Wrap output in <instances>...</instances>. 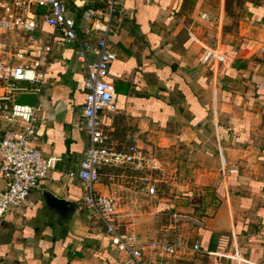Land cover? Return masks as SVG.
I'll list each match as a JSON object with an SVG mask.
<instances>
[{
  "label": "crops",
  "instance_id": "1",
  "mask_svg": "<svg viewBox=\"0 0 264 264\" xmlns=\"http://www.w3.org/2000/svg\"><path fill=\"white\" fill-rule=\"evenodd\" d=\"M116 1L107 35L115 56L106 75L115 89L114 109L102 112L103 128L117 145L127 131L138 130L161 163L155 182L175 188L150 211L177 216L155 227L158 238L125 226L137 240L176 243L167 257L145 247L141 264L152 258L156 264H264V0ZM68 5L79 37L99 36L85 30L99 17L93 10L105 9L104 0ZM38 30L28 47L52 43L47 81L37 97L17 98L38 104L32 143L57 159L24 204L0 221V264H123L101 221L86 214L79 181L66 175L87 145L83 127L74 123L85 93L82 64L73 43H57L60 34L46 24ZM206 47L223 51L227 60H203ZM103 167L95 188L116 201L113 185L121 184L114 176L125 174ZM3 184L0 174V189ZM42 189L76 200L73 214L63 219L47 208ZM193 242L198 249H191Z\"/></svg>",
  "mask_w": 264,
  "mask_h": 264
},
{
  "label": "built area",
  "instance_id": "2",
  "mask_svg": "<svg viewBox=\"0 0 264 264\" xmlns=\"http://www.w3.org/2000/svg\"><path fill=\"white\" fill-rule=\"evenodd\" d=\"M75 3L76 0H71ZM105 9H95L99 15L91 17L85 32L99 31L93 41L82 39L75 30V19L69 16L68 0H0V36L13 31L28 32L39 29L40 25L51 26L60 37L57 43H73L74 53L81 62L84 75L82 86L85 90L79 115L74 123L81 125L87 136L83 156L74 169H68V178L80 183V202L86 214L101 221L102 232L109 244L123 254V264H141L143 250L153 255L170 256L177 250L176 243L166 240H137L120 224V213L115 197L110 192L95 188L99 168L114 166L136 171H161V163L149 146L138 138V130L125 133V141L119 145L109 140L101 121L103 111L114 109V85L106 78L109 62L115 54L107 43V35L116 0H104ZM201 16H207L201 12ZM87 16H84V18ZM57 33V34H58ZM0 43V174L4 178L0 189V221L4 214L19 209L29 191L43 181L48 170L55 166L56 157L44 155L32 143L37 128L36 101L17 100L22 93H40L47 81L46 67L52 47L50 41L39 42L27 48L5 52ZM93 52L89 60L86 53ZM5 54V56H4ZM203 60L224 61L227 57L215 47H206L201 54ZM140 190L155 192V178L150 174L137 176ZM128 213H123L126 215ZM199 224L198 220H193ZM193 242L191 249H198ZM151 264H156L154 258ZM161 264H169L162 262Z\"/></svg>",
  "mask_w": 264,
  "mask_h": 264
},
{
  "label": "rangeland",
  "instance_id": "3",
  "mask_svg": "<svg viewBox=\"0 0 264 264\" xmlns=\"http://www.w3.org/2000/svg\"><path fill=\"white\" fill-rule=\"evenodd\" d=\"M69 16H73L71 13H67ZM42 33L38 29H34L32 31L28 32H22V31H13L11 33L3 34L0 36V43H2L1 48L5 52H13L17 48H27L30 46L29 42L31 40V37H35L37 35H41ZM31 36V37H30ZM5 56V54H4ZM17 100H23V101H30V98H17ZM105 171H113V172H119L123 173L124 175L121 176H114L117 183H120V187H116L113 185L114 190L116 192V195H119V197L116 199V206L120 213L119 221L121 224V228L123 229L125 226H131L134 228L142 229L144 230L145 236L147 237H153L158 238L157 233L154 232L155 227H158L163 224H168L173 221V217H177L176 214L173 217H169L168 215H160L156 216L154 213H150L152 209L154 208V205L158 203V199L160 197H165V195L174 194L175 188H172V185L170 186V190L166 188V185L162 181H156L155 182V192L150 194H145L142 190L139 189L140 184L138 181L137 176L138 175H144L145 173L147 175L151 176H158V173L155 171L152 172H144V171H136L132 170L130 168H122V167H103ZM127 175V176H126ZM105 177V176H104ZM187 191V190H184ZM186 195V192H184ZM183 200H187L183 198ZM162 202V201H161ZM164 202V201H163ZM168 203H171L172 201H165ZM128 213L126 215H123V213ZM179 213H186L188 211H180ZM89 220H93V217H87ZM126 223H128L126 225ZM151 235V236H148ZM186 242H190L188 239H185Z\"/></svg>",
  "mask_w": 264,
  "mask_h": 264
},
{
  "label": "water",
  "instance_id": "4",
  "mask_svg": "<svg viewBox=\"0 0 264 264\" xmlns=\"http://www.w3.org/2000/svg\"><path fill=\"white\" fill-rule=\"evenodd\" d=\"M40 194L43 204L58 213L63 219H68L78 206L76 200L59 197L47 189H42Z\"/></svg>",
  "mask_w": 264,
  "mask_h": 264
},
{
  "label": "trees",
  "instance_id": "5",
  "mask_svg": "<svg viewBox=\"0 0 264 264\" xmlns=\"http://www.w3.org/2000/svg\"><path fill=\"white\" fill-rule=\"evenodd\" d=\"M19 98H23V97L20 96ZM19 101H23V100H19ZM25 102H27V101H25Z\"/></svg>",
  "mask_w": 264,
  "mask_h": 264
}]
</instances>
